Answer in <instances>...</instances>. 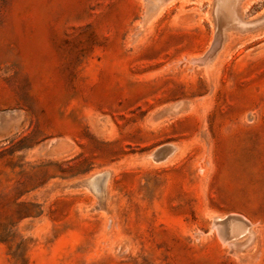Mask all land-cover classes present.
I'll return each instance as SVG.
<instances>
[{
  "label": "rangeland",
  "instance_id": "374dc122",
  "mask_svg": "<svg viewBox=\"0 0 264 264\" xmlns=\"http://www.w3.org/2000/svg\"><path fill=\"white\" fill-rule=\"evenodd\" d=\"M0 264H264V0H0Z\"/></svg>",
  "mask_w": 264,
  "mask_h": 264
},
{
  "label": "water",
  "instance_id": "95a60500",
  "mask_svg": "<svg viewBox=\"0 0 264 264\" xmlns=\"http://www.w3.org/2000/svg\"><path fill=\"white\" fill-rule=\"evenodd\" d=\"M221 40H222V30L219 28L217 33H216V40L214 43V47L212 49L213 51L220 45ZM211 53L212 52H209L203 60L200 59L198 61H204L205 59H207L211 55ZM173 150H174V147L171 145L161 146L152 154V157L155 160H161V159L166 158L169 154H171L173 152ZM214 225L223 238L228 237V234L226 232L227 220L215 221Z\"/></svg>",
  "mask_w": 264,
  "mask_h": 264
},
{
  "label": "bare ground",
  "instance_id": "6f19581e",
  "mask_svg": "<svg viewBox=\"0 0 264 264\" xmlns=\"http://www.w3.org/2000/svg\"><path fill=\"white\" fill-rule=\"evenodd\" d=\"M219 2V1H218ZM217 4V3H216ZM224 4V3H223ZM231 6V5H230ZM236 7V6H235ZM217 8V7H216ZM223 8H225L224 10L226 11V12H229V6H225V7H223ZM223 8H221V9H223ZM231 9V8H230ZM232 10V9H231ZM235 11V10H234ZM220 12V11H219ZM234 15V14H233ZM234 23V22H233ZM236 24V23H235ZM237 25V24H236ZM232 26V25H231ZM235 26V25H234ZM222 28V27H221ZM233 29V28H232ZM226 31V30H225ZM232 32V31H231ZM231 33H229V35H230ZM225 36V35H224ZM223 43V42H222ZM220 50V49H219ZM208 52H210V51H208ZM212 54H213V52H212ZM202 57V56H201ZM205 57H206V55H205ZM196 59V58H195ZM199 59V58H198ZM208 62V61H207ZM202 63V62H201ZM203 63H205V62H203ZM174 107V106H173ZM175 108V107H174ZM177 108V107H176ZM171 112V111H170ZM220 219V218H219ZM229 222V221H228ZM233 223V222H232ZM239 223V222H238ZM238 223H237V225H238ZM233 224H231V226H232ZM236 225V224H235ZM245 226V225H244ZM215 227V226H214ZM246 227V226H245ZM238 228V227H237ZM236 228V229H237ZM232 229V228H231ZM239 230H240V228H239ZM233 231V230H232ZM236 232V231H235ZM234 232V233H235ZM243 232V231H242ZM237 233H239V232H237ZM242 234V233H241ZM233 235V234H232ZM239 234H237V236H238ZM241 236V235H240ZM229 237H230V235H229ZM233 237V236H232ZM242 238V237H241ZM244 238V237H243ZM234 239V238H233ZM233 243V242H232Z\"/></svg>",
  "mask_w": 264,
  "mask_h": 264
}]
</instances>
